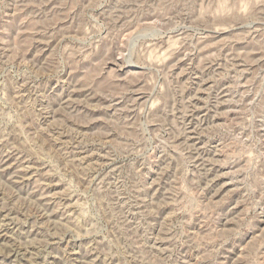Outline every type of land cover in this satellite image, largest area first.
<instances>
[{"label": "rangeland", "instance_id": "rangeland-1", "mask_svg": "<svg viewBox=\"0 0 264 264\" xmlns=\"http://www.w3.org/2000/svg\"><path fill=\"white\" fill-rule=\"evenodd\" d=\"M0 264H264V0H0Z\"/></svg>", "mask_w": 264, "mask_h": 264}]
</instances>
